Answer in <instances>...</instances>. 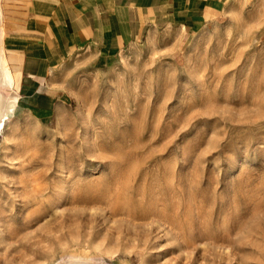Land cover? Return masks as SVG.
<instances>
[{"label":"rangeland","instance_id":"obj_1","mask_svg":"<svg viewBox=\"0 0 264 264\" xmlns=\"http://www.w3.org/2000/svg\"><path fill=\"white\" fill-rule=\"evenodd\" d=\"M63 70L69 110L0 130V264H264V0Z\"/></svg>","mask_w":264,"mask_h":264},{"label":"crops","instance_id":"obj_2","mask_svg":"<svg viewBox=\"0 0 264 264\" xmlns=\"http://www.w3.org/2000/svg\"><path fill=\"white\" fill-rule=\"evenodd\" d=\"M233 0H0L3 47L12 74V113L55 122L72 107L63 68L104 70L148 30L188 37L215 25ZM13 115V114H12Z\"/></svg>","mask_w":264,"mask_h":264},{"label":"bare ground","instance_id":"obj_3","mask_svg":"<svg viewBox=\"0 0 264 264\" xmlns=\"http://www.w3.org/2000/svg\"><path fill=\"white\" fill-rule=\"evenodd\" d=\"M3 16L2 11L0 9V130L6 125L7 121L12 119L13 113L12 109L15 104V99L11 96L10 99H7L1 91L2 85H11L12 81V74L8 66L7 58L4 52L3 47ZM157 200V199H156ZM63 264H93L92 262L89 263L88 261H70ZM145 264V262L141 263Z\"/></svg>","mask_w":264,"mask_h":264}]
</instances>
